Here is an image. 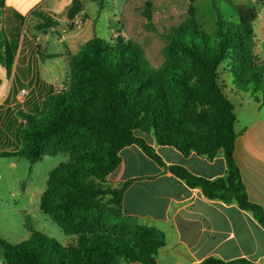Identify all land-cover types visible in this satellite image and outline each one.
<instances>
[{
  "label": "trees",
  "instance_id": "trees-1",
  "mask_svg": "<svg viewBox=\"0 0 264 264\" xmlns=\"http://www.w3.org/2000/svg\"><path fill=\"white\" fill-rule=\"evenodd\" d=\"M5 1L0 0V10ZM196 1L189 0L183 20L162 34L161 65H152L138 42L121 35L113 43L94 36L69 54L66 88L45 97L33 113L20 111L26 121L22 145L0 151V157H23L33 165L48 152L69 154L68 161L50 170L40 209L71 240L62 244L28 225L27 240L13 244L0 238L5 264H156L163 234L123 214L130 181L107 184L121 163L120 150L131 144L208 199L236 203L264 226V210L250 201L235 161V106L220 72L225 67L233 74L237 91L264 96V60L256 53L254 29L258 14L254 6L232 2L238 21L219 19L209 33L198 23ZM212 4L217 9L216 0ZM83 8L81 0H73L68 19ZM34 13L43 20L39 27L53 26L45 13ZM142 15L145 28L157 32L152 1H146ZM136 130L185 155L195 151L212 159L222 154L226 173L208 179L167 165ZM195 264L257 263L210 256Z\"/></svg>",
  "mask_w": 264,
  "mask_h": 264
},
{
  "label": "crops",
  "instance_id": "crops-1",
  "mask_svg": "<svg viewBox=\"0 0 264 264\" xmlns=\"http://www.w3.org/2000/svg\"><path fill=\"white\" fill-rule=\"evenodd\" d=\"M43 1L46 5L38 10L37 5ZM72 1L6 0L0 10V151L21 147L26 121L20 111L33 113L45 97L58 91L69 74V54L80 48L66 44L51 51L49 46L59 26L57 16L69 20L67 10ZM35 11L45 13L53 26L39 27L43 21ZM76 17L84 19L83 25L89 20L84 8ZM224 82L235 106V161L250 201L264 210V96L237 91L226 79ZM22 91H26L23 98ZM137 135L167 165L183 166L208 179L226 173L222 154L212 159L195 151L185 155L173 146L158 145L153 136L142 132ZM119 155L121 163L111 175L117 184L130 181L122 197L123 214L155 227L165 238L156 264H195L210 256L226 261L246 258L264 264V226L252 212L236 203L208 199L199 188L188 186L160 166L137 144L123 147ZM0 264H5L1 249Z\"/></svg>",
  "mask_w": 264,
  "mask_h": 264
},
{
  "label": "rangeland",
  "instance_id": "rangeland-1",
  "mask_svg": "<svg viewBox=\"0 0 264 264\" xmlns=\"http://www.w3.org/2000/svg\"><path fill=\"white\" fill-rule=\"evenodd\" d=\"M81 1L89 20H86L82 27L76 28L75 20L83 21V18L76 17L70 21L63 20L62 16L58 15L56 22L59 26L53 31L49 50L58 51L66 44L80 48L94 36L113 43L117 36L121 35L125 39L138 42L154 66H159L164 61L162 49L165 40L162 34L183 20L189 5V0H150L153 3V24L157 28V32H152L145 28L146 18L142 15L147 0ZM212 1L197 0L194 4L199 25L209 33L215 31L219 19L225 23L238 21L232 2L255 7L258 14L254 22L256 53L264 60V0H216L217 9ZM45 5L43 1L36 8L42 10ZM62 7L63 4L58 10ZM62 38L64 41L60 40ZM7 58L11 59L10 52H7ZM224 68L220 69L221 80L226 79L228 85L236 88L233 74L227 73ZM69 81L67 76L57 88L58 91L64 90ZM38 91L40 93V90ZM20 95L23 98L26 91H22ZM139 133L141 132L136 130V134ZM68 160V153L49 152L33 165L23 157H0V238L13 244L20 243L31 237V226L32 229L62 244L71 240V236L65 234L51 216L40 209L41 196L46 188L50 170ZM107 184L117 185L113 175L108 176ZM109 198L105 196L104 201L109 203Z\"/></svg>",
  "mask_w": 264,
  "mask_h": 264
},
{
  "label": "built area",
  "instance_id": "built-area-1",
  "mask_svg": "<svg viewBox=\"0 0 264 264\" xmlns=\"http://www.w3.org/2000/svg\"><path fill=\"white\" fill-rule=\"evenodd\" d=\"M78 19H79V18H78ZM82 24H83V21H82V20H75V26H76L77 28L81 27Z\"/></svg>",
  "mask_w": 264,
  "mask_h": 264
}]
</instances>
